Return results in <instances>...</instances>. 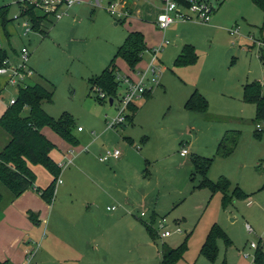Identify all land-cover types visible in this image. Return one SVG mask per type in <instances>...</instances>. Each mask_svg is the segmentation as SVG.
<instances>
[{
    "label": "rangeland",
    "instance_id": "obj_1",
    "mask_svg": "<svg viewBox=\"0 0 264 264\" xmlns=\"http://www.w3.org/2000/svg\"><path fill=\"white\" fill-rule=\"evenodd\" d=\"M33 1L0 0V7H8L11 20L5 27L0 22V48L6 51L8 64L16 65L18 53L26 47L27 67L33 72L21 86H11L7 75L0 76V115L19 87L38 83L52 92V102L42 104L47 115L56 120L71 117L72 134L83 147L75 151L76 159L85 164L75 160L61 171L63 183H57L54 210L58 209L64 221L68 217L73 222L96 224L98 264H159L163 248L174 250L183 245L185 250L175 264H254L256 249L251 244L264 254V123L256 119V106L243 101L242 87L263 79L261 48L256 44L264 42L262 11L251 0H202L213 9L208 23L176 21L164 31L147 23L148 45L160 48L154 64L159 73L154 78L146 70L151 56L144 52L140 70L145 73L143 84L149 97L133 101L137 113L132 125L126 122L124 127L110 128L107 122L117 115V98L125 88L120 84L110 105L108 98L98 102L88 80L108 66L129 32V21L121 23L122 19L110 16L106 0L100 6L95 0H74L78 3L72 8L59 9L65 13L61 20L47 17L48 22L42 23L44 36L26 32L23 26L29 22L20 15L19 6ZM120 1L129 12L127 1ZM36 14L43 12L36 10ZM187 44L195 48V63L175 66ZM117 63L123 62L118 59ZM121 69L127 70L122 65ZM194 89L208 103L206 121L183 109L186 95ZM257 125L262 133L257 132ZM77 127L84 132L78 133ZM225 134L230 135L227 149L232 138H237V146L226 158L215 153ZM144 137L148 140L143 145ZM186 147L212 160L208 180L224 179L244 197L223 207L220 192L198 190L199 177L189 179L190 156H179ZM106 149H118L127 159L118 166L112 161L101 163L98 158ZM52 155L56 162L62 161L58 149ZM35 174L40 179L48 177L40 166ZM0 193H6L1 184ZM107 207L118 210L107 212ZM212 226L230 242L216 240L214 260L201 254ZM164 231L171 235L161 239ZM50 236L49 230L41 231L34 252L41 244L45 248ZM51 258H44L45 264H55Z\"/></svg>",
    "mask_w": 264,
    "mask_h": 264
},
{
    "label": "trees",
    "instance_id": "obj_2",
    "mask_svg": "<svg viewBox=\"0 0 264 264\" xmlns=\"http://www.w3.org/2000/svg\"><path fill=\"white\" fill-rule=\"evenodd\" d=\"M106 1L110 2L113 0ZM251 1L263 13L261 30H264V0ZM178 2L182 6H188L185 0H178ZM36 10L28 2H24L19 6L20 15L28 20L31 31L45 36L47 32L42 27V23L48 22L47 17L50 15L46 13L37 15ZM126 10L128 12L127 8ZM7 13V6L0 7V22L3 27L11 21L7 18ZM127 18L122 19L121 23H124ZM146 51L144 37L140 32L127 33L123 44L118 47L108 66L97 77L88 80L90 90L94 92V88L100 89L113 102L117 97V88L120 86V83L116 80V74H120L116 61L118 59L124 61L131 74H134ZM259 51L263 79L262 81L246 83L242 88V97L245 103H251L256 106V119L264 123V49ZM7 58L6 51L0 48V67ZM195 61L194 48L186 45L175 59L174 64L178 67L187 66L192 65ZM144 96L149 97V94L145 93ZM96 99L98 102L105 100L97 95ZM44 102H52V92L38 83L27 84L24 88H18L14 104L8 105L0 116V132L8 139L0 151V184L6 191L5 194L0 193V220L3 209L26 190H36L47 204H51L53 200L60 169L51 157V153L56 149V146L42 134L43 128L50 129L70 146L78 145L77 139L72 134L71 117L63 115L57 120L53 119L42 109ZM207 106L206 99L197 91L193 92L184 103L186 111L199 114L206 113ZM129 112L131 115L126 117L128 124L132 122L137 113V107L132 104L129 106ZM229 136L225 134L218 143L216 153L221 157L229 156L237 146V138L234 136L230 142V147L227 149L225 144ZM211 163L212 160L207 158L195 157L192 160L194 172L191 174V178L200 177L197 188L207 189L211 194L220 192L222 194L223 207H227L232 200L243 198L244 195L238 188H234L231 194H228L230 183L226 180L220 179L214 183L207 179V172ZM37 165L43 167L52 176V181L45 189L34 187L36 177L32 167ZM28 218L32 223H37V217L33 213H29ZM146 229L151 236H154L149 228L146 227ZM218 239H224L227 245L230 244L226 235L217 226H212L202 246L201 254L208 259L214 260L218 251L216 247V240ZM184 250L185 245L174 250L163 248L159 264H175L181 258ZM253 261L254 264H264V254L258 246L256 247ZM0 264L10 263L8 261H0Z\"/></svg>",
    "mask_w": 264,
    "mask_h": 264
},
{
    "label": "crops",
    "instance_id": "obj_3",
    "mask_svg": "<svg viewBox=\"0 0 264 264\" xmlns=\"http://www.w3.org/2000/svg\"><path fill=\"white\" fill-rule=\"evenodd\" d=\"M126 1L130 10V15L126 19V21L127 20L129 21V32L137 31L143 35L144 43L147 48L146 52L149 53V51L151 50V45H148L147 42L149 33L145 30V26H149L147 25V23L151 22V24H153L155 28L157 27L156 18L162 9L161 1L160 0H126ZM74 5H72L70 8H72ZM156 29L160 30L158 27ZM187 45H190L194 48V46L191 44H187ZM16 54L17 53H15V55ZM122 62L123 63L121 65L125 69L127 68V70L123 71L121 69V65H117L118 63L116 61V65L120 73L123 75H130L131 72L128 69L127 65L124 63V61ZM142 62L138 65L137 67L138 70L141 69L140 67L142 65ZM195 91L198 92L197 89H194L191 91L189 95H186L187 97L185 99V102L190 97V95ZM183 109H184V104H183ZM184 111L186 110L184 109ZM186 112L201 117L203 116L204 121H206V117L204 116L206 113L199 114L189 111ZM134 118L132 119V121L134 120ZM130 125H132V122L130 123ZM78 128L79 127L76 128V131L78 133L84 132V129H82V131L79 132L77 130ZM41 132L52 144L56 146V149L59 150L62 156V161L56 162L53 159V155L51 153L52 159L56 162V164L60 169L59 170L60 174L58 176L59 180H60L61 171L64 168L68 169L69 166L72 165L73 162H75V160L77 161V163L79 162V165L80 163H82L81 165L85 164V162L82 161L80 158L77 160L75 155V151L82 150L83 147H81V145L78 144L76 147L73 148V146L67 144L56 134H54L50 129L44 131L42 130ZM127 140L129 144H132L131 139H127ZM147 140L148 139L145 137L142 138L141 141L142 144L144 145V143ZM7 141H8L7 137L0 132V151L5 146ZM179 144L182 146L181 142ZM186 148L188 150V155L185 157H181L180 155L179 156L180 158H187L190 156L189 179L192 182L194 180V178H191V174L194 172V166L192 164V160L195 157H200V158H204V157H201L196 154H192L191 150L188 147ZM216 155L218 154L216 153ZM126 159L127 156L121 154L118 160H114V161L110 160V161H112L115 166H118ZM145 162L146 164L148 163L147 160H145ZM37 167L39 166L37 165L32 167L34 174ZM47 175L49 178L45 175L44 176L42 175L43 177L40 179L39 175L35 174L36 178H35L34 187L45 189L52 181V176L49 173ZM60 181L61 183L60 184L58 183L59 185L63 183L62 180ZM193 189L196 190L195 187ZM197 189L200 190L199 188ZM233 189L229 188V191H232ZM58 194H59V190L57 189V183H56L53 200L51 204H47L45 201L42 200V198L36 192V190L29 189L26 190L24 193H22L17 199L12 201L3 209L2 218L0 220V261L1 262L8 261L10 264H45L44 258L54 257L53 259L52 258L51 259L54 261L53 263L55 264H88V263L98 264V251H99L98 228L96 224L90 222L89 223L80 222V221L73 222L72 220H69L68 217L65 218H67L69 221L66 219L64 221L63 220L64 218L61 217L59 212H57L58 209L54 210L55 209L54 201L55 198H57ZM107 208L106 211L110 212L107 210ZM67 210L68 211L66 210L64 211L71 214L70 208H67ZM29 213H33L37 217L36 224L32 223V221L29 220L28 218ZM72 213H75V211H73ZM51 220L55 221L53 222L52 227L50 226ZM147 228L151 229L150 227ZM48 230L50 231V235H51L50 236L51 239L49 238L50 242L49 243L47 242L48 244L47 246L45 245L46 246L45 248H42V244H41V246L38 248V251L33 253L32 260L26 263L25 253L29 250L34 249L33 246L37 244L38 241L37 238L39 237L41 231H48ZM45 240H46V236L42 240V243ZM43 251H45L46 256L43 255L42 253ZM51 259H48L47 261Z\"/></svg>",
    "mask_w": 264,
    "mask_h": 264
},
{
    "label": "built area",
    "instance_id": "obj_4",
    "mask_svg": "<svg viewBox=\"0 0 264 264\" xmlns=\"http://www.w3.org/2000/svg\"><path fill=\"white\" fill-rule=\"evenodd\" d=\"M102 0H95L97 6H100ZM162 9L156 18V25L160 30H165L171 24L176 21H191L196 20L203 23H208L210 21V16L213 11L212 7L205 1L202 0H185L188 3V6H182L179 4L178 0H160ZM76 1L74 0H35L30 3V5L34 6L37 10H41L43 13H46L50 16H53L55 19L60 20L65 13L58 12L61 7L70 8L74 5ZM106 10L110 14V16L124 19L128 17V12L124 6H122L120 0H113L106 4ZM26 28V32L31 31L30 24L25 23L23 25ZM256 44L264 49V42H256ZM160 48H153L149 51L151 59L147 66V71H150L152 76L156 78L157 73H159V68L154 64L157 61V52ZM28 49L26 47L21 48L18 53V63L16 65L8 64L6 60L3 65L0 67V76L7 75L9 77V85L11 86H21V82L24 81V78L27 76H31L33 72L27 67L28 61ZM145 73L141 70L137 71L134 74L123 75L116 74V80L124 86V95L117 98V115L113 118L112 121L107 122V125L110 128H115L117 126H123L127 119L126 117L129 115V106L133 104V101L141 98L145 94L144 88V79ZM94 93L99 96L101 99H107L105 94L97 88H94ZM15 98L9 100V105L14 104ZM115 101V100H114ZM114 101L111 105L114 104ZM126 113V114H125ZM257 130H260L261 127L259 125L256 126ZM79 132L82 131V128L79 127L77 129ZM121 155V152L118 149H106L103 154L99 156L98 160L101 163L109 162L110 160H118ZM179 155L181 157H185L188 155V150L182 148L180 150ZM57 183H61L58 179ZM108 211L115 212L118 210L117 207H108ZM143 216V213L140 214ZM247 232L251 233L252 228L249 225H246ZM176 232H180L179 229H176ZM171 233L169 231H164L160 234V238L169 237ZM256 245L254 243L251 244L252 249H256ZM34 249L29 250L25 253V262L28 263L33 257Z\"/></svg>",
    "mask_w": 264,
    "mask_h": 264
},
{
    "label": "water",
    "instance_id": "obj_5",
    "mask_svg": "<svg viewBox=\"0 0 264 264\" xmlns=\"http://www.w3.org/2000/svg\"><path fill=\"white\" fill-rule=\"evenodd\" d=\"M109 103H110V105L112 104V101L111 100H109Z\"/></svg>",
    "mask_w": 264,
    "mask_h": 264
}]
</instances>
